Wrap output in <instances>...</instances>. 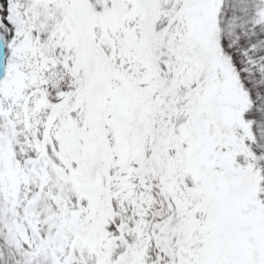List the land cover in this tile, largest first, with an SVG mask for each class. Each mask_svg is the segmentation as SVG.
Segmentation results:
<instances>
[{"label":"snow or ice","instance_id":"obj_1","mask_svg":"<svg viewBox=\"0 0 264 264\" xmlns=\"http://www.w3.org/2000/svg\"><path fill=\"white\" fill-rule=\"evenodd\" d=\"M0 264H264V0H0Z\"/></svg>","mask_w":264,"mask_h":264}]
</instances>
